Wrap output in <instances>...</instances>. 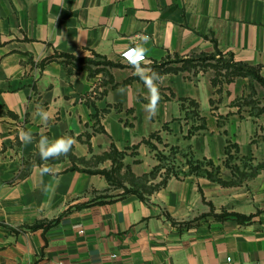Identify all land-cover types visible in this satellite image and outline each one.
Returning <instances> with one entry per match:
<instances>
[{
	"label": "crops",
	"instance_id": "crops-1",
	"mask_svg": "<svg viewBox=\"0 0 264 264\" xmlns=\"http://www.w3.org/2000/svg\"><path fill=\"white\" fill-rule=\"evenodd\" d=\"M145 37L161 78L151 119L122 57ZM255 73L264 0H0V264H264V169L228 193L157 156L264 164ZM65 135L67 155L41 160L40 137ZM220 208L232 213L209 215Z\"/></svg>",
	"mask_w": 264,
	"mask_h": 264
},
{
	"label": "clouds",
	"instance_id": "clouds-1",
	"mask_svg": "<svg viewBox=\"0 0 264 264\" xmlns=\"http://www.w3.org/2000/svg\"><path fill=\"white\" fill-rule=\"evenodd\" d=\"M147 43V37H145L141 45L130 48L126 55V59L131 64V66L136 71V74L140 76L141 80L148 88V103L144 105V110L148 113V118L151 119L156 115L158 104L160 101L158 81H160V76L150 67L144 66L143 62L147 57L148 49L143 47V44ZM119 91H123L120 89ZM36 115L41 118V121L45 124L52 118V114L45 110L41 105H37ZM20 139L24 143H31L35 137L30 131H20ZM76 140L72 136H62L54 140H50L47 136H41L37 142V148L41 160L48 161L50 159L59 158L61 155H67V153L72 149ZM43 174H53L51 167H44L42 171ZM47 191V186L43 189Z\"/></svg>",
	"mask_w": 264,
	"mask_h": 264
},
{
	"label": "rangeland",
	"instance_id": "rangeland-1",
	"mask_svg": "<svg viewBox=\"0 0 264 264\" xmlns=\"http://www.w3.org/2000/svg\"><path fill=\"white\" fill-rule=\"evenodd\" d=\"M223 67L225 69H229L231 68L230 66H226L225 64H223ZM244 71L246 70H240L239 74L245 73ZM229 74V76L232 74L230 72L226 73V77L228 78L229 76H227ZM254 87L256 88V97L260 100H262L264 102V90L263 88L258 84L255 83ZM162 149V150H161ZM161 149L159 150V153H155V155L157 154V156L161 159V160H165V162H163V165H169L170 167H165L166 169H174L176 170L178 168V170H180V173L183 174L184 173H188V171H193L194 173L197 174H204V175H208L211 178H217L220 180L221 183H223L225 187V190L228 191V193H231V190L236 189L234 193H245L247 191V180H248V175L249 173H254V170L260 171L264 169V164L261 162H256V163H248L246 160H239V158L237 156H233V155H229L222 164L216 166L214 163L209 162V161H201L199 162V164H193L191 165V169H189L188 167H183V169H181V167H178L181 164H185L186 162V158L183 157V153L176 155L171 153L168 150H164L163 146L161 147ZM174 152V151H173ZM175 159L178 160L176 161V165H173L174 163L172 162L173 160H169V162H167L166 159ZM188 161H190L188 159ZM162 165V164H161ZM182 171V172H181ZM164 172V170H163ZM229 198L231 197L228 196ZM229 200V199H228ZM213 202V201H212ZM226 202V201H224ZM218 203V202H217ZM215 205V204H214ZM216 207V206H215ZM224 208V206H223ZM216 209H219V207H216ZM222 210V208H220V211ZM218 211L217 213H215L214 211L210 212L209 215H213V216H228L230 215L232 212H227V211ZM223 214V215H222ZM206 221H210L213 220V217L209 216L207 218H204Z\"/></svg>",
	"mask_w": 264,
	"mask_h": 264
},
{
	"label": "trees",
	"instance_id": "trees-1",
	"mask_svg": "<svg viewBox=\"0 0 264 264\" xmlns=\"http://www.w3.org/2000/svg\"><path fill=\"white\" fill-rule=\"evenodd\" d=\"M82 61H85V62H87V60H82ZM255 75H256V77H257V79L264 85V80L261 78V77H259L256 73H255ZM96 172H98V171H96ZM98 173H104V174H106L107 176H108V173L107 172H98ZM166 181V180H165ZM223 215V214H222ZM239 220H249V219H251L252 218V215H250V216H246V215H242V214H234ZM217 217H220V218H223L224 216H221V215H219V216H217Z\"/></svg>",
	"mask_w": 264,
	"mask_h": 264
},
{
	"label": "built area",
	"instance_id": "built-area-1",
	"mask_svg": "<svg viewBox=\"0 0 264 264\" xmlns=\"http://www.w3.org/2000/svg\"><path fill=\"white\" fill-rule=\"evenodd\" d=\"M127 53H128V50H126L125 52H123V54H122V57L128 62V59H126V55H127ZM146 60V59H145ZM144 60V61H145ZM129 63V62H128ZM130 64V63H129Z\"/></svg>",
	"mask_w": 264,
	"mask_h": 264
}]
</instances>
